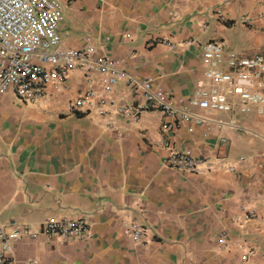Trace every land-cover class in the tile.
<instances>
[{"label": "crops", "instance_id": "obj_1", "mask_svg": "<svg viewBox=\"0 0 264 264\" xmlns=\"http://www.w3.org/2000/svg\"><path fill=\"white\" fill-rule=\"evenodd\" d=\"M57 2L61 47L128 59L132 77L152 79L176 104L205 79V43L264 57V0ZM89 87L76 70L61 93L49 86L42 107L0 96V228L38 234L16 243L18 264H264V114L190 108L207 121L165 133L172 119L121 81L116 102L146 110L137 124L118 116L106 129L95 115L67 114ZM92 87L101 89L99 77ZM187 150L212 171L167 166L172 151ZM52 218H82L92 237L47 239L40 232ZM131 223L146 229V245L126 235Z\"/></svg>", "mask_w": 264, "mask_h": 264}, {"label": "built area", "instance_id": "obj_2", "mask_svg": "<svg viewBox=\"0 0 264 264\" xmlns=\"http://www.w3.org/2000/svg\"><path fill=\"white\" fill-rule=\"evenodd\" d=\"M61 19L57 0H0V96L13 92L19 101L42 107L50 99L49 86L53 85L55 91L61 93L71 73L79 70L85 74L90 87L70 101L67 114L95 115L102 119L106 129L116 126L118 116L137 124L146 108L172 119V123L163 124L165 133L184 122L201 124L207 121L192 113L190 108L264 114L263 56L244 57L237 52H228L223 41L205 43L202 46V60L207 68L205 79L197 83L192 98L176 104L171 94L156 86L152 79L132 77L128 59L116 60L99 54L91 44L81 48L61 47ZM167 45L174 50L180 49L177 45ZM225 64L228 71L222 70ZM96 77L101 80L100 90L92 87ZM121 81L140 93L147 103L146 108L133 110L116 102L114 87ZM240 162H245V158ZM167 166L189 174L212 171L209 164L196 158L190 150L172 151ZM228 170L237 172L238 168L229 166ZM248 213V219L257 218L254 211ZM125 233L136 244H147L144 227L131 223ZM37 235L23 227L0 228V264H18L14 256L16 243ZM40 235L62 241H84L92 237L90 227L82 218H52L42 226ZM225 235L223 233L222 237Z\"/></svg>", "mask_w": 264, "mask_h": 264}]
</instances>
